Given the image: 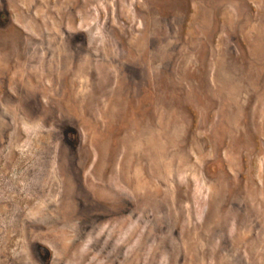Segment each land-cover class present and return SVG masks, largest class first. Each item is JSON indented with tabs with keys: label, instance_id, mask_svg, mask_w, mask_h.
<instances>
[{
	"label": "rangeland",
	"instance_id": "1",
	"mask_svg": "<svg viewBox=\"0 0 264 264\" xmlns=\"http://www.w3.org/2000/svg\"><path fill=\"white\" fill-rule=\"evenodd\" d=\"M0 264H264V0H0Z\"/></svg>",
	"mask_w": 264,
	"mask_h": 264
}]
</instances>
